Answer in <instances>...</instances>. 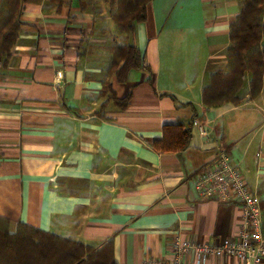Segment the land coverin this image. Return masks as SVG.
Returning a JSON list of instances; mask_svg holds the SVG:
<instances>
[{"label":"crops","instance_id":"obj_1","mask_svg":"<svg viewBox=\"0 0 264 264\" xmlns=\"http://www.w3.org/2000/svg\"><path fill=\"white\" fill-rule=\"evenodd\" d=\"M240 8V0H151L129 41L151 72L134 69L121 82L83 54L92 17L81 0L26 2L18 42L0 67V215L10 230L23 222L87 244L112 240L118 264L169 260L179 237H236L241 205L202 198L194 179L224 146L264 200V83L253 99L245 84L241 103L202 101L211 73L228 68ZM108 83L119 99L132 92L126 108L109 98ZM196 113L208 138L193 127L185 148L155 147L166 124ZM185 261L240 264L195 251Z\"/></svg>","mask_w":264,"mask_h":264},{"label":"trees","instance_id":"obj_2","mask_svg":"<svg viewBox=\"0 0 264 264\" xmlns=\"http://www.w3.org/2000/svg\"><path fill=\"white\" fill-rule=\"evenodd\" d=\"M30 0H4L0 8V67H6L18 42L22 26L24 4ZM241 8L230 26V43L226 51L229 70H217L210 75L203 88L202 101L205 107L223 103H241V91L249 82V97L259 96L264 83V0H240ZM83 0H81L82 4ZM151 0H120V10L114 21L122 31H135L139 22L148 16ZM83 10V7H82ZM85 49H83V52ZM84 54V53H83ZM110 73L119 81L127 80L130 71L143 69L151 72L144 52L134 43L117 46L113 51ZM249 78V79H248ZM150 81V79H148ZM108 89L121 108H126L132 92L117 98L110 83ZM196 113L189 122L178 121L164 126V135L155 140L160 150L185 148L192 138ZM264 215V200H261ZM264 233V218H263ZM0 264H118L112 240L102 245L87 244L75 238L46 231L20 222L15 232L10 230V220L0 215Z\"/></svg>","mask_w":264,"mask_h":264},{"label":"built area","instance_id":"obj_3","mask_svg":"<svg viewBox=\"0 0 264 264\" xmlns=\"http://www.w3.org/2000/svg\"><path fill=\"white\" fill-rule=\"evenodd\" d=\"M60 74V72H58ZM195 126L205 138L210 136L205 120L197 118ZM195 186L202 198L223 202L236 201L242 207L241 226L236 237L225 238L219 244L177 238L169 260L149 258L145 264H186V256L195 251L205 261L209 254L232 255L240 264H264L263 209L258 190L250 186L230 153L220 146L212 168L195 176Z\"/></svg>","mask_w":264,"mask_h":264},{"label":"rangeland","instance_id":"obj_4","mask_svg":"<svg viewBox=\"0 0 264 264\" xmlns=\"http://www.w3.org/2000/svg\"><path fill=\"white\" fill-rule=\"evenodd\" d=\"M120 0H83L82 7L85 13L91 14L92 31L83 42L84 55L90 58V64L106 66V72L110 73L113 59V51L117 46L130 43L134 31L125 32L118 28L114 21V14L120 10ZM98 38V40H90ZM264 46V40L262 42ZM229 70L228 68L225 71ZM249 79V78H248ZM243 90L241 91L242 94Z\"/></svg>","mask_w":264,"mask_h":264}]
</instances>
